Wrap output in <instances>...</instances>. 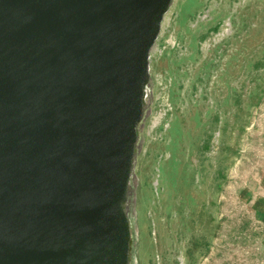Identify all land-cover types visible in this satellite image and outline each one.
<instances>
[{
  "label": "water",
  "instance_id": "water-1",
  "mask_svg": "<svg viewBox=\"0 0 264 264\" xmlns=\"http://www.w3.org/2000/svg\"><path fill=\"white\" fill-rule=\"evenodd\" d=\"M173 0H0V264H127L149 50Z\"/></svg>",
  "mask_w": 264,
  "mask_h": 264
},
{
  "label": "rangeland",
  "instance_id": "rangeland-1",
  "mask_svg": "<svg viewBox=\"0 0 264 264\" xmlns=\"http://www.w3.org/2000/svg\"><path fill=\"white\" fill-rule=\"evenodd\" d=\"M157 38L138 264H264V0H173Z\"/></svg>",
  "mask_w": 264,
  "mask_h": 264
},
{
  "label": "bare ground",
  "instance_id": "bare-ground-1",
  "mask_svg": "<svg viewBox=\"0 0 264 264\" xmlns=\"http://www.w3.org/2000/svg\"><path fill=\"white\" fill-rule=\"evenodd\" d=\"M169 8L164 13L163 18L161 20L159 34L161 30L162 21L164 19L165 14L169 11ZM155 39L153 45L151 46L149 50V72H150V59H151V49L154 46L156 40ZM153 101V90H152V79L149 77V81L145 87V95H144V102H143V109H142V117L140 121L138 122L137 129H138V137L135 142V149H134V157H133V166L132 170L129 174V179L127 181V187H126V193L125 197L123 199V209L127 215L128 221H129V229H130V239H129V250H128V263L127 264H138L139 260L136 256V250H137V236L135 232V221H134V214H135V208H136V188L138 186L137 179H136V165H137V155L141 151L142 148V126L144 123L145 118L151 111V103Z\"/></svg>",
  "mask_w": 264,
  "mask_h": 264
}]
</instances>
